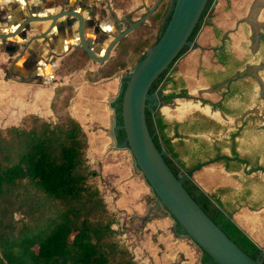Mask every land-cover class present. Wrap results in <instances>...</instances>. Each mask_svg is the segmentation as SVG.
I'll return each mask as SVG.
<instances>
[{
    "label": "trees",
    "instance_id": "1",
    "mask_svg": "<svg viewBox=\"0 0 264 264\" xmlns=\"http://www.w3.org/2000/svg\"><path fill=\"white\" fill-rule=\"evenodd\" d=\"M112 2L114 6H119L129 0ZM171 10L169 0H161L147 20L123 36L113 47L109 58L95 71H86L85 77L96 80L114 75L129 65V55L136 56L134 63L139 61L145 50L158 40ZM217 17L214 0H207L188 39L193 40L203 25L210 26L218 34L219 28L213 21ZM125 18L127 24L136 20L131 13ZM187 49L184 46L169 67L153 81L149 93L156 90L167 70ZM88 59L81 47H74L59 60L55 72L63 75L78 71ZM69 97L68 86L55 88L51 110L54 111L57 105L61 108L63 117L58 122L32 115L29 116V124L23 121L0 128V192L31 188L57 205L40 224L0 220V264H147L134 259L113 228L116 215L107 208L94 182L98 172L87 163V138L80 124L67 111ZM115 111L120 125L121 96L116 100ZM145 119L155 146L159 151L163 147L167 149L169 155L163 158L173 174L179 176L185 167L170 138L164 134L167 123L160 116L153 118L150 108L145 109ZM175 136H180L177 130ZM124 138V131L119 128L118 142H123ZM199 164L195 163L190 169ZM182 185L211 220L245 253L253 259H262L260 248L234 220L227 217L230 212L220 199L226 188L208 193L192 180H186ZM175 227L179 232L176 221ZM202 253L203 261L209 262L210 257ZM261 263L264 264V259Z\"/></svg>",
    "mask_w": 264,
    "mask_h": 264
},
{
    "label": "crops",
    "instance_id": "2",
    "mask_svg": "<svg viewBox=\"0 0 264 264\" xmlns=\"http://www.w3.org/2000/svg\"><path fill=\"white\" fill-rule=\"evenodd\" d=\"M154 1L129 0L114 6L112 0H0V128L18 125L32 115L46 118L52 111L51 100L57 86L70 88L67 111L77 120L73 101L77 91L84 84L119 77L116 73L109 77L89 80L85 77L86 71H95L97 68L88 69L87 65L68 74H56L55 70L59 64L57 58L60 60L73 49L66 50L77 34L76 28L68 20L77 22V19L61 16L53 21L51 19L53 15L66 9L75 10L83 17L85 35L94 46L100 35H106L116 27V20L127 24L126 14L131 11L141 12ZM106 21L111 23L108 31H104ZM213 21L219 28L220 21H216V18ZM202 28L204 30L197 40L199 47L190 49L181 58L180 64L173 65L170 80L162 88V97L168 93L174 96L169 97V101L166 102L163 98V104L157 106L156 111V116H160L167 123L164 134L170 138L174 151L178 153V158L185 169H190L197 162L207 161L216 154L229 156L230 144L223 143L227 132L223 133L221 128L228 127V131L233 130L239 123L237 121L243 122L250 112L245 110L242 114L240 112L227 114L205 103V101L219 103L229 84L236 83L238 79L230 80L237 70L228 69L225 64L216 62L214 55L220 53L210 36L212 28L205 25ZM61 51L64 52L60 54ZM103 63L97 64L100 66ZM54 75L58 76L59 82L52 85L49 82ZM177 92L181 94L176 95ZM227 99L228 109L240 110L242 101L236 96ZM188 101L217 111L221 118L216 119L198 109H190L183 116L176 111H171L170 117L162 114L165 106ZM195 111L198 112L194 117L196 120L188 121L190 124L186 126L184 123L188 115ZM256 120L257 124L252 123V128L244 130L243 136L236 140L235 144L237 154L251 166L264 163V143L260 142L264 138V114L259 115ZM191 124L193 125L190 126ZM176 130L180 136H175ZM248 133H252L253 136H245ZM185 146L195 153L189 163L183 156ZM163 149L169 155L167 149L164 147ZM85 154L88 165L97 171L87 143ZM198 175L203 177L202 184L196 179ZM193 176L195 183L205 192L217 193L220 188L227 189L220 194L224 208L230 212L233 220L251 240L258 244V240L249 231L247 218L243 220L239 215L247 212L264 213V174L247 171L239 161L236 164L230 162L228 166L223 161H213L207 163ZM238 221H242V225Z\"/></svg>",
    "mask_w": 264,
    "mask_h": 264
},
{
    "label": "water",
    "instance_id": "3",
    "mask_svg": "<svg viewBox=\"0 0 264 264\" xmlns=\"http://www.w3.org/2000/svg\"><path fill=\"white\" fill-rule=\"evenodd\" d=\"M160 1L155 0L141 17L126 24L123 30L120 21L116 20L117 33L100 54L94 51L90 39L85 36L84 19L75 10H63L51 19L75 17L78 42L69 49L81 47L89 59L100 64L109 58L123 36L147 20ZM169 2L171 14L158 40L145 50L144 56L127 75L84 84L77 91L73 100L77 121L85 132L95 167L113 198L126 243L140 258L149 264H262L263 246L254 242L260 248L262 259L251 258L211 220L183 187L186 180L195 182L194 173L207 163L184 169L182 174L175 176L163 158L168 154L164 149H157L149 133L145 109L150 108L155 117L153 107L163 104L162 88L149 93L151 84L184 46L188 49L173 65L180 64L190 49L199 47L197 40L204 30L201 27L196 39H188L207 0ZM240 77L233 76L230 80ZM119 96L120 125L115 111ZM119 128L125 134L120 143L117 140ZM227 217L233 220L231 214ZM175 221L183 233L178 232ZM199 248L210 257L209 262L203 261Z\"/></svg>",
    "mask_w": 264,
    "mask_h": 264
},
{
    "label": "flooded vegetation",
    "instance_id": "4",
    "mask_svg": "<svg viewBox=\"0 0 264 264\" xmlns=\"http://www.w3.org/2000/svg\"><path fill=\"white\" fill-rule=\"evenodd\" d=\"M219 29V35L213 29L210 30V36L216 44V48H219L218 52L220 53V55H214L215 60L228 66V69L237 70L235 76L241 77L238 78L236 83L231 82L229 84L219 103L209 101H205V103L227 114H237L238 112L242 114L245 110H250V112L245 116L243 122L237 121L239 123L233 130L228 131V127L221 128L223 133L227 132L223 143L230 144L231 152L229 156L216 154L213 158L200 162V164L223 161L228 166L230 162L236 164L239 161L242 166L246 167L247 171L264 174V163L261 162L254 166L248 165L235 150L236 140L238 141L243 136L244 130L252 128V123L257 124L258 120L256 118L264 114V0H222ZM198 33L194 39L197 38ZM170 69L171 67L161 78L157 88H162L167 82L171 76ZM175 94L179 95L181 93L177 92ZM173 96L174 94L168 93L163 95V98L166 102L169 101V97ZM233 96L243 102L238 111H231L226 107L227 98H233ZM185 103L193 102L188 101ZM176 104L177 106L181 105L179 107L180 116H183L190 109H196L194 107L188 108L182 102ZM153 110L157 111V107H153ZM157 116H153V118ZM218 118L221 117L216 119ZM260 142L264 143V138ZM196 179L202 184V175L196 176Z\"/></svg>",
    "mask_w": 264,
    "mask_h": 264
},
{
    "label": "rangeland",
    "instance_id": "5",
    "mask_svg": "<svg viewBox=\"0 0 264 264\" xmlns=\"http://www.w3.org/2000/svg\"><path fill=\"white\" fill-rule=\"evenodd\" d=\"M214 5H215V9H216V14L218 16V18H216V21L219 22L220 21V13H221V2H220V0H216L214 2ZM145 11H146V9H144L141 12L131 11L133 19H138ZM68 21L76 28L77 22L75 20L70 19ZM120 24H121V30H123L126 26V23H124L120 20ZM61 25H63V23H61ZM110 27H111L110 21H106L105 22V31H108L110 29ZM116 33H117V27L112 28V30L107 32L106 35L105 34L100 35L99 41L97 42V44H95L93 46L95 52L100 54V52H102L103 49L105 48L108 41L114 35H116ZM110 54H112V51ZM135 59H136V56H133V55H129L127 57V62L129 65L126 68H124L123 70L117 72L119 77L125 76L129 73L128 71H130L132 69L133 65L136 63V62L134 63ZM58 61H59V58H57V63H58ZM85 66L88 69H96L99 67L98 64L91 59H88ZM85 66L83 68H85ZM58 82H59L58 76L54 75V77L51 79V81L49 83L54 85V84H57ZM182 103L184 104L185 102H182ZM179 107H181V105L171 106V107L167 106V108L162 109V114H164L167 117L171 116V114H170L171 111H177L180 114V108ZM61 113H62V110L59 107V105H57V108L54 111H51V113H49L46 116V119H49L52 122H58L63 117V115H61ZM197 115H198V112H196V111L189 114L188 118L184 124L186 126H188V124H190V122L188 123V121H195L196 119L194 117H196ZM30 120H31V118L27 117V119L25 120L26 124H29ZM193 124H191L190 126H192ZM246 135H248L250 137L253 136L252 133L245 134V136ZM184 151L185 152H183V156H184V158L187 159L186 162L189 163L190 161H192L191 159H193V154L195 155V153H192L191 149L188 150V148L186 146H185ZM85 156H86V154H85ZM94 182L97 185L107 208L110 211L114 212L116 215V223L113 225V228L116 230V234H117L120 242H122L124 245H126L129 248L134 259L138 263L139 262L140 263L141 262L147 263L145 260L140 258V256L126 243V240L123 236L122 223H121L119 213L116 209L113 198L110 195V193L108 192L107 188L105 187L104 182H103L99 173H98V176L95 178ZM225 197H227V196H224V198ZM56 206L57 205L54 202L47 200L43 195H41V193H39L38 191L31 189V188L22 187V188L9 189V190H6L4 192H0V220H3L6 223H12V221H15V222L20 221V222H24L28 225L40 224L44 221V219L47 216H49L51 213H53ZM239 217L242 218L243 220H245L247 218V225L249 227L250 233L255 237L256 240H258L257 241L258 244H261L260 246L264 247V213H260V212L249 213V212H247L246 214L239 215ZM238 223L242 225V221H238ZM17 224L19 225V223H17ZM147 264H149V263H147Z\"/></svg>",
    "mask_w": 264,
    "mask_h": 264
},
{
    "label": "bare ground",
    "instance_id": "6",
    "mask_svg": "<svg viewBox=\"0 0 264 264\" xmlns=\"http://www.w3.org/2000/svg\"><path fill=\"white\" fill-rule=\"evenodd\" d=\"M84 31H85V27H84ZM104 31H105V30H104ZM85 36H86V35H85ZM77 42H78V37H77V34H76V37L73 39V42H72L71 44H69V46L66 48V50L70 47V45L75 44V43H77ZM65 47H66V46H65ZM93 49H94V47H93ZM94 51H95V50H94ZM63 52H64V51H63ZM63 52L61 51L60 54H62ZM60 54H59V55H60ZM175 105H176V104H175ZM175 105H171V106H175ZM186 105L188 106V108H190V107H194V108H196V109H199V110H201V111H203V112H205V113L211 115V116L214 117V118L220 117V115H219V113H218L217 111H213V110H211L210 108H208V107H206V106L201 107L198 103H187ZM171 106H168V107H171ZM164 108H167V106H165Z\"/></svg>",
    "mask_w": 264,
    "mask_h": 264
},
{
    "label": "built area",
    "instance_id": "7",
    "mask_svg": "<svg viewBox=\"0 0 264 264\" xmlns=\"http://www.w3.org/2000/svg\"><path fill=\"white\" fill-rule=\"evenodd\" d=\"M170 1V0H169Z\"/></svg>",
    "mask_w": 264,
    "mask_h": 264
}]
</instances>
